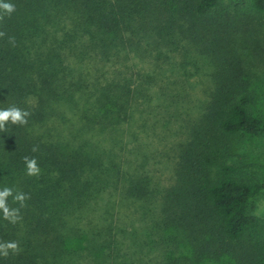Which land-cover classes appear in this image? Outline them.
I'll list each match as a JSON object with an SVG mask.
<instances>
[{"label": "trees", "instance_id": "1", "mask_svg": "<svg viewBox=\"0 0 264 264\" xmlns=\"http://www.w3.org/2000/svg\"><path fill=\"white\" fill-rule=\"evenodd\" d=\"M6 2L15 11L0 18V109L29 115L0 130V190L28 198H8L16 223L0 211V243L19 245L0 264H264V218L251 204L264 183L235 158L264 135L247 55L264 0ZM194 55L209 64L210 88L160 188L124 137L163 64L197 66ZM25 157L39 175L26 174Z\"/></svg>", "mask_w": 264, "mask_h": 264}, {"label": "rangeland", "instance_id": "2", "mask_svg": "<svg viewBox=\"0 0 264 264\" xmlns=\"http://www.w3.org/2000/svg\"><path fill=\"white\" fill-rule=\"evenodd\" d=\"M255 39H257L256 42L250 45L251 53L247 55L252 60L253 71L257 72V67L259 72V80L256 84L259 99L256 108L264 114V15L263 26ZM193 60L196 61L197 66L190 62L181 65L184 58L179 56L163 64L165 70L161 69L160 77L156 78L154 86L151 87L153 95L151 100L139 105L142 112H136L129 127L130 130L124 137L127 148L132 149L127 157L135 164L141 161V154H136L134 147L148 155L145 167L160 188L171 182L176 148L184 140L187 126L201 112L202 104L210 88L208 77L210 67L207 60L198 59L195 55ZM135 62L142 69L141 73H150L149 64L137 60ZM152 74L154 75V71ZM164 87L170 97L161 95ZM174 97L177 98L173 99ZM145 121L147 127L143 124ZM236 152L235 158L243 163L246 176L264 183V135L245 138ZM251 204L253 213L264 218V189L253 197ZM121 210L128 217H133L132 207L121 205L119 211ZM203 264L232 263L228 259H221Z\"/></svg>", "mask_w": 264, "mask_h": 264}, {"label": "clouds", "instance_id": "3", "mask_svg": "<svg viewBox=\"0 0 264 264\" xmlns=\"http://www.w3.org/2000/svg\"><path fill=\"white\" fill-rule=\"evenodd\" d=\"M15 11V5L6 0H0V18H3L5 15H11ZM29 113L25 110L17 108L15 106L0 109V130L4 129V126L7 122L11 121L12 124H26ZM35 150V149H34ZM24 163L26 166V174L28 176H37L40 173V168L37 164L35 158H24ZM13 197L14 201L20 203L21 207L24 206V202L28 198L25 193L17 192L13 195V189L10 187H4L0 190V211L3 213V218L9 220L12 223H16L20 217L19 208H11L8 204V198ZM9 250L13 253L19 251V245L17 241H8L0 243V255L7 256Z\"/></svg>", "mask_w": 264, "mask_h": 264}]
</instances>
